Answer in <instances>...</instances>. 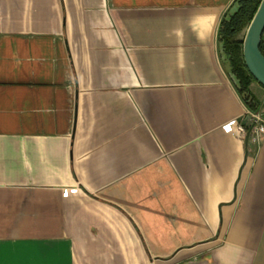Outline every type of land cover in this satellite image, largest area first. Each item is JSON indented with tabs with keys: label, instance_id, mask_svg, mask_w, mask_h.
<instances>
[{
	"label": "crops",
	"instance_id": "1",
	"mask_svg": "<svg viewBox=\"0 0 264 264\" xmlns=\"http://www.w3.org/2000/svg\"><path fill=\"white\" fill-rule=\"evenodd\" d=\"M234 1L0 0V264H264Z\"/></svg>",
	"mask_w": 264,
	"mask_h": 264
},
{
	"label": "trees",
	"instance_id": "2",
	"mask_svg": "<svg viewBox=\"0 0 264 264\" xmlns=\"http://www.w3.org/2000/svg\"><path fill=\"white\" fill-rule=\"evenodd\" d=\"M235 2L238 3L237 10L232 15L228 14V10L220 21L218 43L222 45L225 63L228 64L231 73L237 80V93L250 111L258 112L259 103L249 90V84L254 79L244 65L242 40L238 37L248 26L260 0H235ZM259 48L264 54V35H262Z\"/></svg>",
	"mask_w": 264,
	"mask_h": 264
},
{
	"label": "water",
	"instance_id": "3",
	"mask_svg": "<svg viewBox=\"0 0 264 264\" xmlns=\"http://www.w3.org/2000/svg\"><path fill=\"white\" fill-rule=\"evenodd\" d=\"M237 7L238 3L235 2L230 7L228 14L232 15L237 10ZM262 35H264V0H260L242 38V57L244 65L252 78L264 87V54H262L259 48ZM219 47L221 60L225 64L226 71L234 82V85H237L235 76L231 73L228 64L225 63L222 45L219 44Z\"/></svg>",
	"mask_w": 264,
	"mask_h": 264
},
{
	"label": "built area",
	"instance_id": "4",
	"mask_svg": "<svg viewBox=\"0 0 264 264\" xmlns=\"http://www.w3.org/2000/svg\"><path fill=\"white\" fill-rule=\"evenodd\" d=\"M247 117L249 123L245 125L242 120ZM229 129L242 140H250L251 143H257L264 136V113L246 111L239 119L228 124ZM78 188L64 189L62 196H67L68 193L78 192Z\"/></svg>",
	"mask_w": 264,
	"mask_h": 264
},
{
	"label": "rangeland",
	"instance_id": "5",
	"mask_svg": "<svg viewBox=\"0 0 264 264\" xmlns=\"http://www.w3.org/2000/svg\"><path fill=\"white\" fill-rule=\"evenodd\" d=\"M244 32H245V30H244V31H243V32H242V33L239 35V37H238L239 39H241V40H242V38H243V35H244ZM230 79H231V78H230ZM231 81H232V80H231ZM252 81H254V80H252ZM252 81H251V82H252ZM251 82H250V83H251ZM232 83L234 84V82H233V81H232ZM249 85H250V84H249ZM234 86H235V88H236V85H234ZM262 113H264V112H262Z\"/></svg>",
	"mask_w": 264,
	"mask_h": 264
}]
</instances>
